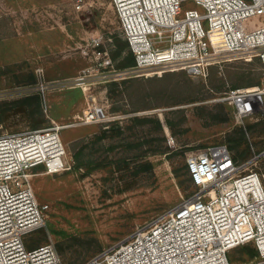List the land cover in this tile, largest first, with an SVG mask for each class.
<instances>
[{
  "label": "rangeland",
  "instance_id": "374dc122",
  "mask_svg": "<svg viewBox=\"0 0 264 264\" xmlns=\"http://www.w3.org/2000/svg\"><path fill=\"white\" fill-rule=\"evenodd\" d=\"M78 1L0 0V134L57 122L68 161L58 173L33 168V188L49 207L46 225L24 242H53L62 264H84L189 197L196 186L187 158L209 145H229L239 163L260 155L246 171L264 177V116L237 119L218 100L264 83L259 57L223 58L207 76L123 68L130 51L137 59L112 0ZM188 8L202 11L184 0ZM97 109L104 115L90 121ZM252 258L231 250L232 264Z\"/></svg>",
  "mask_w": 264,
  "mask_h": 264
},
{
  "label": "built area",
  "instance_id": "2783aa9c",
  "mask_svg": "<svg viewBox=\"0 0 264 264\" xmlns=\"http://www.w3.org/2000/svg\"><path fill=\"white\" fill-rule=\"evenodd\" d=\"M183 1L112 0L138 68L207 76L223 58L259 57L264 75V0H193L202 11L182 12ZM253 17L263 21L255 26ZM218 100L237 119L264 116V83L229 89ZM101 115L97 109L87 118ZM61 128L53 122L0 134V264H62L53 242L33 248L24 242L46 225L49 207L33 188V168L43 164L52 174L67 168ZM259 157L239 163L225 143L192 153L187 170L194 192L84 264H232L231 250L244 244L257 249L250 264H264V177L246 171Z\"/></svg>",
  "mask_w": 264,
  "mask_h": 264
},
{
  "label": "trees",
  "instance_id": "16d2710c",
  "mask_svg": "<svg viewBox=\"0 0 264 264\" xmlns=\"http://www.w3.org/2000/svg\"><path fill=\"white\" fill-rule=\"evenodd\" d=\"M130 56L131 58L128 59V61L122 63L121 67H129V66H135L136 65V60H135V57L132 53V51H130ZM239 131L242 135L243 138H245V132H244V129L243 128H239ZM229 146V145H228ZM230 148V147H229ZM231 150V148H230ZM232 151V150H231ZM234 155V154H233ZM240 158V156H236L234 155V159L235 161L238 162V159ZM191 178V177H190ZM192 181V179H191ZM193 183V182H192ZM238 247H241L243 249V251L247 252L249 255L251 256H256L257 255V249L252 245V244H244V245H241V246H238ZM30 248H33V247H30ZM231 257V252L229 254V258Z\"/></svg>",
  "mask_w": 264,
  "mask_h": 264
}]
</instances>
